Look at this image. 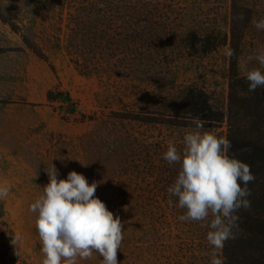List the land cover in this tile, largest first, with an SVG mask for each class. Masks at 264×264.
Returning <instances> with one entry per match:
<instances>
[{"label": "rangeland", "instance_id": "1", "mask_svg": "<svg viewBox=\"0 0 264 264\" xmlns=\"http://www.w3.org/2000/svg\"><path fill=\"white\" fill-rule=\"evenodd\" d=\"M235 8L251 13L239 61L258 67L248 58L264 50V30L251 21L264 0H0V184L11 185L0 208L21 237L17 264H42L30 205L53 164L58 179L75 170L98 182L123 224L119 264H210L209 229L178 219L167 189L179 166L163 153L192 127L176 112L193 87L226 114L204 130L227 137L232 75L242 76L230 46L192 53L185 38L230 35Z\"/></svg>", "mask_w": 264, "mask_h": 264}, {"label": "clouds", "instance_id": "2", "mask_svg": "<svg viewBox=\"0 0 264 264\" xmlns=\"http://www.w3.org/2000/svg\"><path fill=\"white\" fill-rule=\"evenodd\" d=\"M238 19L243 20V15ZM251 23L257 30H264V17ZM227 55L235 56V51L230 50ZM253 59L258 67H249L239 59L237 64L249 92L264 88V50L248 58ZM231 148L226 136L204 130V124L194 118L192 127L183 136L182 148L169 141L163 153L170 166H179L177 177L167 189L184 210L178 219L202 222L209 229L206 240L211 249L210 264H225L226 243L237 239L243 231L239 212L251 207L248 184L255 176L248 163L229 154ZM46 172L49 182L43 186V194L30 205V211L36 214L42 264H77L78 260H91L94 252L102 257L101 264H119L117 254L124 239L123 224L95 195L98 182L90 184L75 170L66 179H58L54 164ZM10 191V184H0V200H6ZM11 244L19 256V234L12 236Z\"/></svg>", "mask_w": 264, "mask_h": 264}, {"label": "trees", "instance_id": "3", "mask_svg": "<svg viewBox=\"0 0 264 264\" xmlns=\"http://www.w3.org/2000/svg\"><path fill=\"white\" fill-rule=\"evenodd\" d=\"M243 15L244 19H238ZM249 11L233 13V28L231 34L213 30L205 35L189 32L186 36V47L192 53L207 54L219 47L228 45L235 51L231 56L232 65L236 68L241 53V43L244 39L247 25L250 22ZM264 88L255 92L248 91V84L243 76L232 75V93L230 97L229 129L227 138L232 143L229 154L250 165L255 180L248 184L251 195L248 199L251 207L241 209L240 227L242 234L235 240H230L225 246V261L231 264H264ZM176 117L194 119L210 127L219 128L225 120V112L216 109L210 95L201 88H190L178 105ZM248 117V118H246ZM15 235L11 225L6 221L0 208V264H17L19 258L11 244ZM240 251L244 255L240 256Z\"/></svg>", "mask_w": 264, "mask_h": 264}]
</instances>
